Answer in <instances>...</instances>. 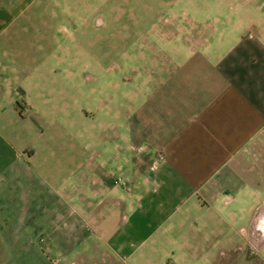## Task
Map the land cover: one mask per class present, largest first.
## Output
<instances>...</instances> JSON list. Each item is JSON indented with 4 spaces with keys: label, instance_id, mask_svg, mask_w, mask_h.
<instances>
[{
    "label": "crops",
    "instance_id": "obj_1",
    "mask_svg": "<svg viewBox=\"0 0 264 264\" xmlns=\"http://www.w3.org/2000/svg\"><path fill=\"white\" fill-rule=\"evenodd\" d=\"M168 1L81 132L82 0H0V264H264V1Z\"/></svg>",
    "mask_w": 264,
    "mask_h": 264
},
{
    "label": "rangeland",
    "instance_id": "obj_2",
    "mask_svg": "<svg viewBox=\"0 0 264 264\" xmlns=\"http://www.w3.org/2000/svg\"><path fill=\"white\" fill-rule=\"evenodd\" d=\"M169 6L168 0H82V23L69 26L70 36L63 35L69 56L55 58L51 65L62 72L59 83L70 90L67 100L72 131L79 128L83 132L89 127L85 115L93 117L98 104L109 101L111 92L124 84L126 58L133 43L140 47L135 50L146 43L159 45V32L165 27L161 25L155 32L144 27L158 20Z\"/></svg>",
    "mask_w": 264,
    "mask_h": 264
}]
</instances>
